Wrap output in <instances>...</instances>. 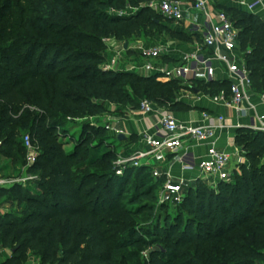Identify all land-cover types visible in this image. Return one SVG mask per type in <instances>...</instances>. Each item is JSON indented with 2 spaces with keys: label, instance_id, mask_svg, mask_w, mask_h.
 <instances>
[{
  "label": "trees",
  "instance_id": "obj_1",
  "mask_svg": "<svg viewBox=\"0 0 264 264\" xmlns=\"http://www.w3.org/2000/svg\"><path fill=\"white\" fill-rule=\"evenodd\" d=\"M1 1L5 12L16 7L10 0ZM151 1L52 0V9L42 12L46 19L17 24L28 32L26 38L15 35L11 15L2 20L0 13V154L24 159L21 134L28 130L39 147L33 166L41 169L36 195L17 184L0 188V197L7 195L18 208L26 206L22 213L0 215V249L12 252L1 264H21L27 251L40 264H129L155 242L160 245L149 249L153 264H264V131L238 129L235 143L246 164L236 174V185L220 182L219 192L207 194L200 190L206 185L197 181L196 187L186 189L176 215L154 216L144 226L136 216L153 208L160 182L142 181L128 195L123 193L133 171L146 175L147 167L129 168L117 176L114 161L107 155L92 158L94 149L85 139L71 151L62 147L57 132L63 125L60 118L103 113L105 107L93 98L121 105H136L135 99L146 98L170 109L187 108L175 89L228 95L226 80L199 81L202 88H198L175 79L159 81L154 75L99 69L103 59L96 50L103 49L105 37L150 38L166 31L189 40L184 32L168 27L169 19L148 6ZM110 7L136 11L112 14ZM225 12L237 30V45L246 43L241 49L246 50L252 89L264 94V23L233 8ZM244 17L250 20L245 23ZM56 35H68L80 47L49 39ZM63 50L70 55L59 64ZM78 53L91 63H76ZM92 165L97 170H88ZM183 206L188 207L184 217ZM159 207L165 210L168 205Z\"/></svg>",
  "mask_w": 264,
  "mask_h": 264
},
{
  "label": "built area",
  "instance_id": "obj_2",
  "mask_svg": "<svg viewBox=\"0 0 264 264\" xmlns=\"http://www.w3.org/2000/svg\"><path fill=\"white\" fill-rule=\"evenodd\" d=\"M148 6L172 21L182 20L185 10L200 13L202 22L191 24V30L197 34L199 43L195 50L182 54L178 63L170 66H164L156 61L165 52L162 46L141 47L139 53L146 61L138 67L131 64L132 66L129 65L122 70L149 76L154 75L157 76V79H175L183 85H191L192 80L200 79L199 71H202L201 79L206 82L211 80L217 70L216 63H219L230 79V86L228 95L221 92L217 98L226 106L243 112L242 104L250 97L252 81L245 61L240 59L237 63L236 58L232 56L233 51L237 48V30L227 14L224 11L212 9L209 0H153L149 2ZM122 51L123 48L115 51L103 68L107 70L119 66V56ZM139 106L140 111L144 114L156 109V105L146 98L139 100ZM202 117L207 120L209 115L203 113ZM216 127L218 125L187 124L176 119L172 113L164 111L159 117L157 133L152 136L144 135L141 149L117 154L114 161V173L121 176L125 170L144 166L152 158L183 149L189 142L212 140ZM106 128L109 131L112 130L110 125H107ZM253 129L264 131V125L254 126ZM117 133L115 131L114 135L117 136ZM34 144L27 135L24 145L25 160L29 166L35 163L38 156V145ZM234 158L236 159V155L219 149L216 142L211 141L207 144L201 159L196 163L199 174L194 178H175L169 170L163 173L160 170L152 169L151 174L154 180L160 182L157 194L160 204L172 206L181 204L185 199L186 189L193 187L197 181L208 182L209 185L229 182L232 173L240 169L239 162L236 164V168L238 166L239 169L232 166ZM185 167L190 166L186 165ZM6 184V181L0 178V188L7 187Z\"/></svg>",
  "mask_w": 264,
  "mask_h": 264
},
{
  "label": "crops",
  "instance_id": "obj_3",
  "mask_svg": "<svg viewBox=\"0 0 264 264\" xmlns=\"http://www.w3.org/2000/svg\"><path fill=\"white\" fill-rule=\"evenodd\" d=\"M209 3L214 10L225 12L226 9L233 8L246 14L254 15L264 23V0H209ZM201 22L202 15L200 13L185 10L182 20H169L167 23L171 30L184 32L189 37V40H180L171 36H169L168 39L164 36L167 32L163 31L160 34L154 35V40L148 39L146 44L144 42L140 46L138 45L139 47H123L125 50L123 52L125 53L120 54V56L126 60V62L123 63V68L129 65L138 67L142 62L146 61V59L140 55L139 51L141 47H148L151 45H160L165 49L162 55L166 56H161L156 60L159 64L164 66L177 64L182 54L196 49L199 39L197 34L191 30V24H199ZM127 51H129L130 55H127ZM245 51L246 50H242L238 46L236 50L233 51L232 56L236 58L237 63L240 59L244 60ZM164 57L168 59L167 62H165ZM134 62H136V64ZM216 66V73L209 81L226 80L230 83V79L222 65L216 63ZM198 73L200 79L192 80V85L199 81L206 82L201 79L202 71ZM182 91L184 93L181 95L180 100L187 105V108L181 107V109H176V107H174L172 108L174 110L170 113H172L176 119L186 122L187 124L218 125V127L215 128L214 138L204 142H189L183 149L169 152L164 156L152 158L144 167H147L148 170L157 169L163 173L169 170L171 175L175 178H194L199 174L196 163H198L205 153L207 144L211 141H215L219 149H224L236 155L237 160L234 158L232 166L235 167V169H239L240 167L238 168V166L236 168L237 162H239L241 166L246 162V159L242 156L241 148L235 143V136L238 129L246 128L254 130V126L258 127L261 124L264 125V94L252 89L249 99L245 100L242 104L244 111L238 112L233 107L226 106L217 98L220 93L215 96H210L200 91ZM122 108L125 115L116 117L114 123L110 125L113 134L117 131V135L120 133L124 136V138L121 139L117 138L121 143L119 148L120 151H118L119 153L141 149L143 147L144 135H155L158 130V121L161 113L164 111L169 112L167 109L158 106H156L153 112L147 114L134 110L132 105L129 104L122 105ZM203 113L209 115L207 120L203 119ZM220 118L222 119L220 120ZM186 165L190 167L186 168ZM11 253L9 248L0 249V264L9 258ZM24 264H40V262L38 258L31 255Z\"/></svg>",
  "mask_w": 264,
  "mask_h": 264
},
{
  "label": "rangeland",
  "instance_id": "obj_4",
  "mask_svg": "<svg viewBox=\"0 0 264 264\" xmlns=\"http://www.w3.org/2000/svg\"><path fill=\"white\" fill-rule=\"evenodd\" d=\"M10 1H12L14 5L16 4V7L8 9V12L7 10L5 12L2 9H0V13L1 12L3 13L1 14L3 15L2 20L8 19L9 16L11 15L9 22H11L10 23L11 25L16 26L15 35L18 37V34H19L22 37L26 38V36L29 35L28 32L23 30L24 29L23 26H21V28L17 27V24L20 21H24L27 19L32 20V18L33 19H39V18L46 19V17L44 16L42 12H43V9L51 8L50 2L52 0H10ZM156 1H162V0H156ZM0 2L2 1L0 0ZM60 5L61 7L69 8V5H67L66 3H62ZM95 7L97 8L98 11H100L101 6H99V4H96ZM134 11H136V8H131V7H125L120 10H114V7H110L108 9V12L112 14L119 13V12L128 14L129 12H134ZM249 20L250 19L247 17L243 18V21L245 23ZM164 36L169 39L168 33H165ZM49 39L51 40L56 39V40H61V41L65 40L68 42H72L74 45L77 44L78 47H80L78 42L72 41V38H70L68 35H62V36L56 35V36L50 37ZM148 39L154 40L153 36L150 38H147L143 34L138 38L131 37L129 39H122V40H116L112 37L103 38L102 39L103 44H104L103 49H100L99 51L96 50V53H98L103 59V61L99 64V69L103 71H113V72L123 71L122 70L124 69L123 63L126 62V60L123 59V57L121 56H119V63H120L119 66L114 67V69H107V70H105L103 67L109 61V59L115 54V51L122 49L125 44H127V47L136 48V46L139 47L144 42L146 44ZM245 44H246L245 42L242 43V45H240L239 43L237 46L240 48L241 46H243L245 48L246 47ZM80 49H83V48L81 47ZM123 51L125 50L123 49ZM123 51L122 53H125ZM127 52H128L127 55H130L129 51ZM37 53L38 51L36 52V54ZM50 53L51 52H48V55H50ZM67 55H70V54H68V52H65V50H63V52L60 53V57L58 58V63L60 64L62 59H66ZM161 56H166V55H161ZM167 61L168 59L165 58V62ZM76 63L78 64L80 63L81 65H89L91 61L85 55L78 53V58H77ZM134 63L136 64V62ZM158 80L166 81L164 79H158ZM194 86L198 88H202V85L198 83L194 84ZM174 92H175L176 97H181V95L184 93L183 91L178 90V89H175ZM93 101L103 104V106L105 107V111L97 115L86 113L85 116L81 118L69 117V116L63 119L60 118L62 120L63 125L57 128L59 140L61 141L62 147L64 150L71 151L74 148L76 143L85 139L86 145H89L90 147L94 149V151L91 152L92 158H99L102 155H107L108 159H111L110 161H115V159L117 158V154L119 153L118 151H120L119 148L121 146V143L117 139V136L113 134V131L107 130L106 126L112 125V123H114L115 121L114 119L116 117L124 116L125 112L123 111L121 104H114L112 102L102 100V99H97V98H93ZM135 101H136V105H132V107L134 108V110L140 111L139 99H135ZM176 109H181V107H176ZM167 110L171 112L174 109L170 108ZM49 122L50 121L47 120L45 122V125L46 123H49ZM21 135H22L23 145H24L25 137L29 135L28 130L23 131ZM34 145H37V143H35ZM38 152H39V147H38ZM88 170L93 171V170H97V168L95 167V165H92L88 168ZM134 173H136V169L133 171V175L131 176L130 183L125 187L126 191H124L123 195H128L129 193H131L133 190V187L135 185H139L142 181L143 182H148V181L154 182L155 181L152 174H150L149 170L146 175L145 174L134 175ZM237 173H240V169L237 172L236 171L233 172L230 177V181L225 182V183L236 185L235 180L237 178V175H236ZM40 174H41V169L33 165L31 166L27 165L25 158L19 159L18 157H16L14 160L13 158H6L0 154V178L6 181L7 189H9L11 185L17 184L20 187V189H22L23 191L29 192L31 195H36L38 193L37 181L41 177ZM200 183H204L206 185L205 188L201 187L200 190L203 189V191L207 192V194L208 192L210 193L219 192L220 188L218 184L209 185L208 182H203V181H201ZM196 185L197 183H195L193 187H196ZM157 194H158V191H157ZM159 205H160V202L157 196V200L153 204V208L150 211L141 213L138 216H136L137 223L141 226H144L154 216L159 215L162 219V216H164V214H168L171 217L176 215L177 213L176 206L168 205V207L165 210H161ZM193 207L194 205L191 206V208ZM25 208L26 206L23 203L18 208L16 202L13 199H9L7 195L0 197V215L1 216H4L6 213H10V212L19 214V213H22V210L23 209L25 210ZM180 211H181L182 217H184L188 214V207L183 206ZM154 245L156 246L160 244L158 242H155L152 245L147 246L145 249H142L141 252L139 253V257H137V259H131L129 264H153L151 262L152 259L149 256V249H151ZM31 255L36 257L30 251H27V254L25 255V258L23 259L21 264L26 263L28 261V258L31 257Z\"/></svg>",
  "mask_w": 264,
  "mask_h": 264
},
{
  "label": "water",
  "instance_id": "obj_5",
  "mask_svg": "<svg viewBox=\"0 0 264 264\" xmlns=\"http://www.w3.org/2000/svg\"><path fill=\"white\" fill-rule=\"evenodd\" d=\"M124 47L127 48V44H125ZM194 92H197V90H194ZM117 138H118V139H121V138H124V136H123L122 134L119 133V134L117 135Z\"/></svg>",
  "mask_w": 264,
  "mask_h": 264
}]
</instances>
